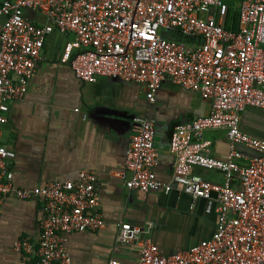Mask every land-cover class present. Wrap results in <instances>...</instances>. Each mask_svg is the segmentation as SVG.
I'll use <instances>...</instances> for the list:
<instances>
[{
  "label": "built area",
  "instance_id": "obj_1",
  "mask_svg": "<svg viewBox=\"0 0 264 264\" xmlns=\"http://www.w3.org/2000/svg\"><path fill=\"white\" fill-rule=\"evenodd\" d=\"M229 7L224 0L0 1V139L10 103L25 97L45 37L55 31L72 36L59 60L84 83L99 77L139 83L153 101L168 80L210 102L207 115L173 127L169 150L175 163L168 182L155 173L154 120L133 119L119 173L125 186L186 193L203 199L205 212L216 217L210 237L169 255L143 237L134 264H264V138L241 129L246 109L264 110V0H239L236 31L225 27ZM26 10H36L45 22L27 18ZM208 129L225 131L228 148L221 158L209 154L202 138ZM15 155L0 140V205L8 195L44 200L38 242L22 237L13 243L20 264H70L62 234L104 226L95 174L82 170L72 181L17 188L8 169ZM195 168L220 171L222 182ZM147 229L122 223L115 241L133 243ZM107 264L123 263L109 258Z\"/></svg>",
  "mask_w": 264,
  "mask_h": 264
},
{
  "label": "crops",
  "instance_id": "obj_2",
  "mask_svg": "<svg viewBox=\"0 0 264 264\" xmlns=\"http://www.w3.org/2000/svg\"><path fill=\"white\" fill-rule=\"evenodd\" d=\"M24 14L35 22H45L42 16L40 20L33 17L30 10ZM2 21L0 17V27ZM71 38L56 31L45 37L25 97L9 105L0 140L16 154L8 167L14 187L30 189L53 181H72L82 170L95 174L104 226L97 231L62 234L70 264H107L109 258L134 264L143 237H149L166 255L210 237L216 217L213 211L205 212L203 199L193 201L190 195L174 189L168 193L132 190L119 176L133 119L144 117L155 123L156 176L170 181L175 163L169 150L173 127L207 115L210 102L168 80L161 83L153 101L147 100L145 86L139 83L112 77L84 83L59 60ZM251 113L261 114L256 108L246 109L241 115V129L262 137L252 125L262 120L261 115ZM257 130L264 134V129ZM202 138L209 141L211 156L223 157L228 148L224 130H205ZM194 171L211 182H222L218 170ZM43 205L42 197L18 199L8 195L4 199L0 205V264H20L14 241L27 237L38 242ZM126 222L147 225V232L133 243L118 244L116 233Z\"/></svg>",
  "mask_w": 264,
  "mask_h": 264
},
{
  "label": "trees",
  "instance_id": "obj_3",
  "mask_svg": "<svg viewBox=\"0 0 264 264\" xmlns=\"http://www.w3.org/2000/svg\"><path fill=\"white\" fill-rule=\"evenodd\" d=\"M225 27L228 29H232L234 31L238 29V8H234L233 6L230 5L226 15ZM174 38L186 42L190 40L188 38L181 37L180 35H174ZM259 138H264V136Z\"/></svg>",
  "mask_w": 264,
  "mask_h": 264
},
{
  "label": "rangeland",
  "instance_id": "obj_4",
  "mask_svg": "<svg viewBox=\"0 0 264 264\" xmlns=\"http://www.w3.org/2000/svg\"><path fill=\"white\" fill-rule=\"evenodd\" d=\"M224 2H226L228 5L234 6L236 8L239 6V0H224ZM30 13H32L33 14L32 16L36 17L38 20L42 19L41 16L38 14V12L36 10H30ZM256 110H258L259 113H261V114H259L261 116L255 114V113H251V115L252 116H259L262 120L257 119V123H254V124L252 123V125H254L255 128L257 127L259 129H264V110H262V109H256ZM257 128L254 129V132L258 136H264V134L262 132L258 131Z\"/></svg>",
  "mask_w": 264,
  "mask_h": 264
},
{
  "label": "water",
  "instance_id": "obj_5",
  "mask_svg": "<svg viewBox=\"0 0 264 264\" xmlns=\"http://www.w3.org/2000/svg\"><path fill=\"white\" fill-rule=\"evenodd\" d=\"M134 117H132V119H133Z\"/></svg>",
  "mask_w": 264,
  "mask_h": 264
}]
</instances>
